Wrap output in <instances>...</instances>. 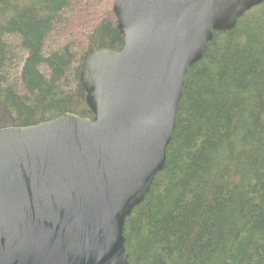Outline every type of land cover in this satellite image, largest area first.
Segmentation results:
<instances>
[{"label": "trees", "instance_id": "1", "mask_svg": "<svg viewBox=\"0 0 264 264\" xmlns=\"http://www.w3.org/2000/svg\"><path fill=\"white\" fill-rule=\"evenodd\" d=\"M113 2L0 0V129L93 118L79 76L122 49ZM185 81L165 166L125 220L128 261L264 264V3L215 33Z\"/></svg>", "mask_w": 264, "mask_h": 264}, {"label": "water", "instance_id": "2", "mask_svg": "<svg viewBox=\"0 0 264 264\" xmlns=\"http://www.w3.org/2000/svg\"><path fill=\"white\" fill-rule=\"evenodd\" d=\"M264 0H114L120 51L79 81L93 118L0 129V264H131L125 220L166 163L189 68Z\"/></svg>", "mask_w": 264, "mask_h": 264}, {"label": "bare ground", "instance_id": "3", "mask_svg": "<svg viewBox=\"0 0 264 264\" xmlns=\"http://www.w3.org/2000/svg\"><path fill=\"white\" fill-rule=\"evenodd\" d=\"M72 2H73V1H72ZM76 13H77V12H76ZM76 13H75V14H76ZM85 13H86V12H85ZM72 18H73V16H72ZM78 18H79V17H78ZM85 18H86V17H85ZM79 19H80V18H79ZM76 20H77V19H76ZM84 20H85V19H84ZM79 22H80V21H79ZM82 23H83V22H82ZM80 24H81V23H80ZM85 24H86V23H85Z\"/></svg>", "mask_w": 264, "mask_h": 264}]
</instances>
